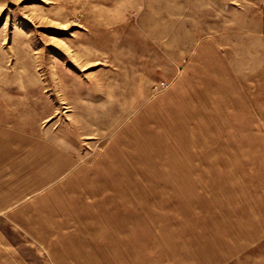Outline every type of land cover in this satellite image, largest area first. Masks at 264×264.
Here are the masks:
<instances>
[{
    "label": "rangeland",
    "instance_id": "rangeland-1",
    "mask_svg": "<svg viewBox=\"0 0 264 264\" xmlns=\"http://www.w3.org/2000/svg\"><path fill=\"white\" fill-rule=\"evenodd\" d=\"M263 237L264 0H0V264H264Z\"/></svg>",
    "mask_w": 264,
    "mask_h": 264
},
{
    "label": "crops",
    "instance_id": "crops-1",
    "mask_svg": "<svg viewBox=\"0 0 264 264\" xmlns=\"http://www.w3.org/2000/svg\"><path fill=\"white\" fill-rule=\"evenodd\" d=\"M254 207L256 208L257 205H254ZM254 224H256L255 221H254ZM255 230H256V233L260 236L261 227L260 226L258 228L256 227Z\"/></svg>",
    "mask_w": 264,
    "mask_h": 264
}]
</instances>
